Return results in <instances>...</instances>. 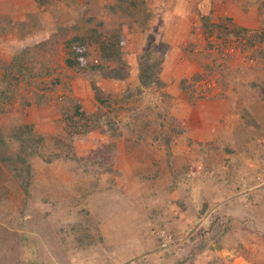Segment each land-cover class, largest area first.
Returning <instances> with one entry per match:
<instances>
[{
    "label": "rangeland",
    "instance_id": "rangeland-1",
    "mask_svg": "<svg viewBox=\"0 0 264 264\" xmlns=\"http://www.w3.org/2000/svg\"><path fill=\"white\" fill-rule=\"evenodd\" d=\"M261 85L264 0H0V264H264Z\"/></svg>",
    "mask_w": 264,
    "mask_h": 264
},
{
    "label": "trees",
    "instance_id": "trees-1",
    "mask_svg": "<svg viewBox=\"0 0 264 264\" xmlns=\"http://www.w3.org/2000/svg\"><path fill=\"white\" fill-rule=\"evenodd\" d=\"M231 30L236 35L240 34V31L241 32L245 31V30H240V28H238L236 26H232ZM118 41H120V40L118 39ZM82 43H83L82 39L79 40V42L75 38L69 40L68 45L70 46L69 47L70 50H69L68 58L65 60V64L68 68H71V69H79L80 68L81 69L83 67V65H84L83 60H84V57L86 54L83 53L82 49L84 48V45H82ZM118 43H120V42H105V43L101 44L100 49L102 50L103 55L106 57H111V58L114 57L118 51V49H117V47L119 45ZM145 70H146V68L141 69V71H145ZM9 72L4 73V75H6V78L14 79L15 76ZM114 73H116V74L112 75V77H115V78L119 77L117 72H114ZM140 79L142 80L143 83H145L144 76H140ZM259 92L264 99V85L259 86ZM4 93H5V90H3L1 92V96L4 97V95H5ZM99 102L102 106L106 105L104 100H100ZM73 115H77L78 117L76 120H73L72 116L70 117V119H68V121H71V126H70L71 135H80V134H84L88 131L103 128V123L100 120H98L97 118H93L92 115L85 114L78 105L74 106V114ZM103 131H104V128H103ZM25 144H26V141L21 140L19 151L17 153H15L12 157H9V158L4 157L0 152V161L5 163V162H9V159H11L14 162H18L22 166V168L29 170L30 165L28 162V158H30L32 154L34 155L35 151H32L30 154L28 152L27 148H25ZM21 239L24 240V243L22 245V257L24 259V258L28 257L27 251L31 247H29V245L26 242L27 236L25 234H23V233L21 234ZM25 264H35V262L31 261V262H27Z\"/></svg>",
    "mask_w": 264,
    "mask_h": 264
}]
</instances>
